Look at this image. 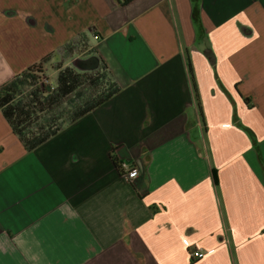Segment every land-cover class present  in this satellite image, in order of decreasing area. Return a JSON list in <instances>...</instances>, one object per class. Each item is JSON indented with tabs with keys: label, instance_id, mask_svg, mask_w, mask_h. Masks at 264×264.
Here are the masks:
<instances>
[{
	"label": "crops",
	"instance_id": "1",
	"mask_svg": "<svg viewBox=\"0 0 264 264\" xmlns=\"http://www.w3.org/2000/svg\"><path fill=\"white\" fill-rule=\"evenodd\" d=\"M121 1L0 0V264H264V0Z\"/></svg>",
	"mask_w": 264,
	"mask_h": 264
},
{
	"label": "trees",
	"instance_id": "2",
	"mask_svg": "<svg viewBox=\"0 0 264 264\" xmlns=\"http://www.w3.org/2000/svg\"><path fill=\"white\" fill-rule=\"evenodd\" d=\"M130 1L131 0H122L121 4L125 5V4L129 3ZM38 80H41V79L39 78ZM65 81H66L65 79H63L61 77L59 78L60 86H58L57 89H58V92L60 95L67 93L68 89L73 88V85H70V84L65 85ZM88 84H90V81ZM71 90H69V91H71ZM89 95H90V93H89ZM6 100L9 101V95H5L3 98H0V103H2V102L6 103ZM31 101L34 103L36 102L35 103L36 106L26 105L25 109L23 107L21 109L16 107V108H14L15 115L13 114V111H12L13 108L9 107L8 110L6 111V116L9 117L10 123L13 124L16 134L19 135L20 138L22 140H24V142L30 143L32 145L33 142H35V143L41 142L44 138V134L34 133V135L28 137L27 128L29 129L30 125L35 123L32 121H34V119H36L35 116L33 117L34 109H37L38 105H40V102L35 100V99H33ZM113 161H114V165L116 166L118 172L121 173L122 175H124V172L121 168V164L116 159H114Z\"/></svg>",
	"mask_w": 264,
	"mask_h": 264
},
{
	"label": "rangeland",
	"instance_id": "3",
	"mask_svg": "<svg viewBox=\"0 0 264 264\" xmlns=\"http://www.w3.org/2000/svg\"><path fill=\"white\" fill-rule=\"evenodd\" d=\"M87 74V73H86ZM99 75H100V73H98L97 71L95 72V74H91V73H89V74H87V75H83V77H81L80 78V83H79V85H78V89H77V91L80 93V89L83 87V83H85V84H88V82H89V80H92V79H97V77H99ZM41 79V80H44V87H45V85H46V88H47V86L49 85V82H48V77L47 76H39V77H37L35 80V82H31V83H27V82H25V83H23V85H21V88L20 89H18L17 90V95H19V94H21V96L19 97V98H21L22 100V102H24V106H26V104H28V102L29 101H31V95L29 94V86L31 85V84H33V83H37V85L36 86H39L38 85V83H39V81L40 80H38V79ZM51 79L53 78V76L52 77H50ZM47 83V84H46ZM21 91L22 92H24V94H22L21 93ZM15 92V91H14ZM52 92H54V89L52 90ZM17 97V96H16ZM75 98V97H74ZM16 100H18V98L16 99ZM70 103H72L73 104V102H70ZM72 107V106H71ZM41 117V115H39V117L38 116H36V119H34V121H32V122H36V120H39V118ZM42 126H41V124L40 123H36V124H32V125H30V128L28 129L27 128V134H28V137H30V136H32V135H34V133H37L38 131H39V129L41 128Z\"/></svg>",
	"mask_w": 264,
	"mask_h": 264
},
{
	"label": "built area",
	"instance_id": "4",
	"mask_svg": "<svg viewBox=\"0 0 264 264\" xmlns=\"http://www.w3.org/2000/svg\"><path fill=\"white\" fill-rule=\"evenodd\" d=\"M97 37L96 36H94V39H96ZM44 80H40L39 81V83H38V85H39V87H44ZM121 168H122V170H123V172H124V176L127 178V179H131L132 177H134L135 176V174H136V170L134 169V168H131L128 164H126V163H123V164H121ZM192 257H194V258H197V259H200V258H202L203 257V253L202 252H200V251H194V252H192Z\"/></svg>",
	"mask_w": 264,
	"mask_h": 264
},
{
	"label": "water",
	"instance_id": "5",
	"mask_svg": "<svg viewBox=\"0 0 264 264\" xmlns=\"http://www.w3.org/2000/svg\"><path fill=\"white\" fill-rule=\"evenodd\" d=\"M78 63V62H77ZM76 64V63H75Z\"/></svg>",
	"mask_w": 264,
	"mask_h": 264
}]
</instances>
